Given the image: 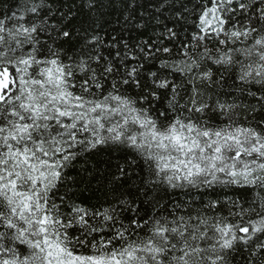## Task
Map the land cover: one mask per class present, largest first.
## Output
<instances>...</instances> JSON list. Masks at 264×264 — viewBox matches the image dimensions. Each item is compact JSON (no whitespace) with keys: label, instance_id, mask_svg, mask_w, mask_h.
<instances>
[{"label":"snow or ice","instance_id":"obj_1","mask_svg":"<svg viewBox=\"0 0 264 264\" xmlns=\"http://www.w3.org/2000/svg\"><path fill=\"white\" fill-rule=\"evenodd\" d=\"M0 264H264V0H0Z\"/></svg>","mask_w":264,"mask_h":264}]
</instances>
